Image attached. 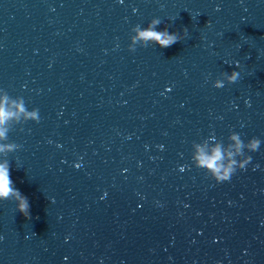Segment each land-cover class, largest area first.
<instances>
[{"label":"clouds","instance_id":"clouds-1","mask_svg":"<svg viewBox=\"0 0 264 264\" xmlns=\"http://www.w3.org/2000/svg\"><path fill=\"white\" fill-rule=\"evenodd\" d=\"M159 18H153L147 27L136 25L132 28L135 33L131 37L130 51H135V45L142 43L144 47L152 42L161 48L171 47L175 43L181 41V35L177 32L170 33L167 28L157 30V26L161 24ZM239 68L237 62L235 65ZM222 79H216L213 86L215 88L225 87V83L232 84L240 78L239 71H232L230 74L224 72L221 74ZM23 119L25 122L31 120L39 122V110L33 108L28 110L23 99L9 102V98L5 95L0 99V154L5 156L9 152L16 151L20 145L16 143H2L8 140V134L11 131L9 127L10 121L15 120L19 123ZM227 143L223 141L210 142L205 141L202 144H196V151L191 159L193 164L198 169H203L205 173L216 183L230 181L237 170H244L252 161V156L247 152H256L259 150L261 140L253 137L245 142L241 135L236 132H231L227 137ZM79 166V165H78ZM181 171L184 169L181 168ZM14 200L16 202L17 211L24 217L30 218V204L26 196L14 187L13 181L10 178V163L7 159L0 161V200Z\"/></svg>","mask_w":264,"mask_h":264}]
</instances>
